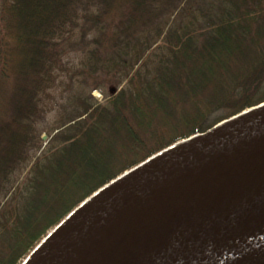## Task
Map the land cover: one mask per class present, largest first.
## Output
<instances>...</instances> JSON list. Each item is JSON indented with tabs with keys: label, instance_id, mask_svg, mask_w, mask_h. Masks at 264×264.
<instances>
[{
	"label": "trees",
	"instance_id": "trees-1",
	"mask_svg": "<svg viewBox=\"0 0 264 264\" xmlns=\"http://www.w3.org/2000/svg\"><path fill=\"white\" fill-rule=\"evenodd\" d=\"M72 41L93 82H113L104 102L50 99ZM263 101L264 0H0V264L124 171Z\"/></svg>",
	"mask_w": 264,
	"mask_h": 264
},
{
	"label": "water",
	"instance_id": "water-1",
	"mask_svg": "<svg viewBox=\"0 0 264 264\" xmlns=\"http://www.w3.org/2000/svg\"><path fill=\"white\" fill-rule=\"evenodd\" d=\"M22 264H264V102L99 188Z\"/></svg>",
	"mask_w": 264,
	"mask_h": 264
},
{
	"label": "rangeland",
	"instance_id": "rangeland-1",
	"mask_svg": "<svg viewBox=\"0 0 264 264\" xmlns=\"http://www.w3.org/2000/svg\"><path fill=\"white\" fill-rule=\"evenodd\" d=\"M182 5L183 3L180 5V7ZM166 19L167 14L162 17V20ZM76 35L77 36H75V38L79 36V33ZM85 52L86 46H80L79 43L74 44L72 41V43L68 46V52L65 55L66 65L59 73L55 83L49 89V96L52 102L57 101L58 104L61 102H69L70 104H65H67L68 107H71L73 102L78 97H87V99L90 98L89 101H92L93 98L97 102L102 103L106 100V98L99 90L105 91L106 94L114 91V85H112L113 82H93L92 75L89 73V68L84 64ZM93 88H97V90H93ZM55 117L56 107L53 106L46 114V120L40 124V127L43 129L42 131H44L42 136H46L45 131L50 128L51 122ZM24 260H22V262Z\"/></svg>",
	"mask_w": 264,
	"mask_h": 264
}]
</instances>
